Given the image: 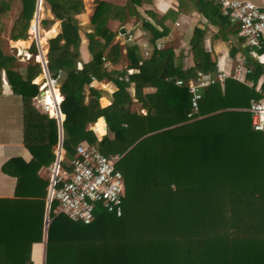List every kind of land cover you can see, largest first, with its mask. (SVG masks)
<instances>
[{"label": "trees", "instance_id": "trees-1", "mask_svg": "<svg viewBox=\"0 0 264 264\" xmlns=\"http://www.w3.org/2000/svg\"><path fill=\"white\" fill-rule=\"evenodd\" d=\"M130 1L135 4L138 0ZM11 3L12 0H0V14L9 10ZM21 3V12L11 27L13 41L28 39L35 13L36 0ZM42 4L49 6L54 18L60 21V32L48 39L47 62L51 78L64 96L60 103L65 114L64 156L60 165L69 170L76 145L83 139L94 142L87 135L86 125L102 115L113 138L103 136L98 146L107 156L122 154L116 166L124 182L119 216L101 204L96 205L89 224L74 222L62 213L50 214L46 263L264 264V132L252 129L251 113L243 110L219 111L186 121L190 105L188 78L195 69L203 67L207 71L215 67L203 48V30L195 28L190 37L195 68L189 72L173 67L171 48H154L150 58L141 64L137 48H128L130 60L139 69L131 78L141 80L143 85L157 86V98L164 104L161 114H152L148 101L140 96L137 100L146 112L131 110L132 99L125 92V83L115 92L111 106L89 112L83 103L84 86L91 74H97L102 52L114 34L99 33L105 39L103 50L80 70L66 69L63 55L77 53L80 35L75 15L84 6L81 0H41V7ZM194 6L203 14L221 16L220 6L212 0H195ZM106 7L104 2L96 4L91 23L99 21ZM42 23L48 27L53 20L43 19ZM33 29L34 21L29 32ZM165 33V28L151 29L154 47ZM34 34L37 36V28ZM39 40L44 44V38ZM6 46L7 40L0 36V88L4 72L15 94L28 98L38 95V84L32 80L42 73L40 63L31 58L25 65L20 64ZM31 51L37 54L34 43ZM59 69L65 71L64 77ZM177 79L182 84H177ZM51 92L52 89L44 93V103H49ZM55 92L60 101V93L57 89ZM93 93L98 92L92 90L90 95ZM240 100L237 88L232 92L225 89L222 95L220 86H210L204 90L200 114L230 107L228 104ZM173 124L177 125L170 127ZM48 125L47 143L26 146L35 157L48 154L55 159L56 119L49 118ZM29 221L5 222L0 229L5 248L21 247L20 240L32 233L33 222ZM14 240L19 242L11 243Z\"/></svg>", "mask_w": 264, "mask_h": 264}, {"label": "crops", "instance_id": "crops-1", "mask_svg": "<svg viewBox=\"0 0 264 264\" xmlns=\"http://www.w3.org/2000/svg\"><path fill=\"white\" fill-rule=\"evenodd\" d=\"M138 1L133 4L130 0H81L84 9L75 15L79 23L80 43L77 53L70 51L63 55V65L66 69L80 70L84 64L92 60L95 53L103 50L105 39L99 33L114 34L110 44L102 52L97 74H91L90 81L84 86L83 103L89 108V112L96 111L98 107L108 108L111 106L115 92L125 83V92L132 99L131 110L146 112L137 100V96H140L148 101L152 114H161L164 104L157 98V86L153 83L143 85L141 80L131 78V75L138 73L139 69L130 60L128 48L130 46L137 48L138 64H141L144 59L150 58L154 48L157 50L171 48L173 67L189 72L190 69L195 68V59L189 44L195 28L203 30V48L210 55V60L215 62L214 69L207 70V72H221L226 76L223 82H216L203 88L198 116L192 120L186 118V121H193L202 116L225 110L249 111L251 101L263 96L264 65L257 58V54L264 53V44L258 49L246 45L239 34L238 21L232 14L224 12L221 7V16H215L210 12L203 14L195 9V0ZM212 1L220 6L216 0ZM249 1L258 5L264 4V0ZM98 2L107 3L108 7L104 9L97 23H91V17ZM17 3L22 9V3L13 0L14 6L11 4L13 7L1 13L2 17L0 14V36L7 40L10 52L16 49V52L29 54L30 38L15 41L10 38L11 27L18 16L16 14ZM12 9L15 13L11 11ZM42 14L43 17L38 21V24L34 21V29L31 32L34 34L38 26V34L40 38H44V44H41V48H37L35 55L36 61L40 63L42 73L32 80L36 84L40 80V85L44 82L46 75L51 78L47 68L48 39L60 32V21L54 18L49 6L43 7ZM214 18L216 21L213 20ZM43 19H51L53 23L46 27L42 23ZM153 27L159 31L166 29V33L158 39L156 47L151 42ZM87 34H94L95 37L89 38ZM128 35H131L130 40H127ZM158 45L160 46L158 47ZM42 60L46 62V67L42 65ZM204 65L205 62L202 58L201 66ZM202 68L195 69L194 74L188 80L195 76L197 70H203ZM58 73L62 74V77L65 76L63 69H59ZM213 85L221 87L222 95H224L225 89L232 92L237 88L241 100L236 104H228L231 105L230 107L201 115L204 90ZM53 87L58 90L61 96L58 119L55 117L56 111L53 105L54 99L58 101L55 90L54 94H52L53 91L51 92L48 103L51 106L49 112V109L44 110L42 105L44 91H40L39 96L21 97L13 92L5 73L2 72L0 88V229L8 219L28 222L32 220L33 227H31V235L26 240H20V248L13 245L5 248L3 240H0V264L24 262L20 259H25L29 264L43 261L46 263L48 226L46 227L45 220L48 209L49 175L50 168L56 160L60 141V158L64 156L63 127L60 132L58 121L61 119L62 124L65 118V114L60 109V103L64 96L61 94L57 82L53 81ZM92 90L98 93L90 95ZM49 118L56 119L58 128V142L54 150L55 159H50L48 154L35 157L26 146V144H43L49 141ZM176 125L173 124L170 127ZM86 128L89 132L87 133L88 137L94 142L90 143L87 139H83L79 143L93 145L103 152L99 148L98 142L105 135L113 138V133L109 131L105 117L102 115L97 117L94 122H89ZM115 154L122 157L120 153ZM15 242L19 241L14 240L11 243Z\"/></svg>", "mask_w": 264, "mask_h": 264}, {"label": "built area", "instance_id": "built-area-1", "mask_svg": "<svg viewBox=\"0 0 264 264\" xmlns=\"http://www.w3.org/2000/svg\"><path fill=\"white\" fill-rule=\"evenodd\" d=\"M216 1L224 12L232 14L237 19L239 34L244 43L250 48H261L264 44V4L258 5L249 0ZM130 39L131 35H128L127 40ZM257 58L264 65V53L257 54ZM42 64L45 65L46 62L42 61ZM225 76V73L221 72L197 70L195 76L188 80L187 90L190 93V106L186 111L188 120L195 119L199 114L203 88L216 82H223ZM176 83L182 84V80L178 79ZM51 89L54 94L53 80L46 75L40 91L46 93ZM42 105L47 111L49 105L44 102ZM53 105L55 117L58 119L59 101L54 99ZM249 111L252 129L264 132V93L261 98L251 101ZM120 157L118 154L107 156L93 145L79 143L75 148V157L69 170L60 165V157L59 160H55L49 175L46 217L48 222L51 221V213L54 215L62 213L74 222L89 224L94 218L97 204L119 216L122 213L124 193L123 174L116 166ZM52 203H56L53 208ZM33 264L46 263L43 261Z\"/></svg>", "mask_w": 264, "mask_h": 264}, {"label": "rangeland", "instance_id": "rangeland-1", "mask_svg": "<svg viewBox=\"0 0 264 264\" xmlns=\"http://www.w3.org/2000/svg\"><path fill=\"white\" fill-rule=\"evenodd\" d=\"M17 1H19V2H21V0H17ZM12 5H13V0H12V3H11ZM12 5H10V8L11 7H13ZM16 6V5H15ZM16 9H17V12H16V14L17 15H19L20 14V12H21V7H20V4H19V6H18V3H17V7H16ZM11 11H13V13H15L14 12V10L12 9ZM42 11H43V4H42V7H41V9H40V14H39V17H38V20L40 21L41 19H42V17H43V14H42ZM14 15V14H13ZM1 17H2V14H1ZM14 19V18H13ZM32 21H34V16H33V18H32V20L30 21V26H31V23H32ZM0 23H1V19H0ZM38 24V23H37ZM30 26H29V28H30ZM29 28H28V38H30L29 39V41H30V48L28 49L29 51H30V53L29 54H26V53H20V51H17L16 52V49L15 50H12L11 52H10V50L11 49H9L7 46V50H9V53H14V55H15V57L17 58V61L20 63V64H23V65H25L31 58H34V60L36 61V56L35 55H33V52L31 51V44L32 43H34V45H35V48H36V52H37V48L39 47V48H41V42H40V36H39V34H38V26H37V36H35V34H31L30 32H29ZM36 57V58H35ZM17 62V63H18ZM37 84H38V91L40 92V89H41V85H40V80L37 82ZM36 96H39V94L38 95H36ZM44 109V108H43ZM51 111V106H50V108H49V112Z\"/></svg>", "mask_w": 264, "mask_h": 264}, {"label": "water", "instance_id": "water-1", "mask_svg": "<svg viewBox=\"0 0 264 264\" xmlns=\"http://www.w3.org/2000/svg\"><path fill=\"white\" fill-rule=\"evenodd\" d=\"M40 5H41V0H36V4H35V13H34V21L36 23H38V17H39V14H40ZM122 32H123V29H122ZM44 62V60H42ZM43 66H45L44 64H42ZM46 67V66H45ZM44 70L46 71V68H44ZM59 121V129H60V132H61V129H62V124H61V119L58 120ZM61 138V136H60ZM58 150H57V156H56V161L59 160V157H60V152H61V141L59 142V145H58ZM49 222L48 220L46 219L45 220V225L46 227L48 226Z\"/></svg>", "mask_w": 264, "mask_h": 264}, {"label": "bare ground", "instance_id": "bare-ground-1", "mask_svg": "<svg viewBox=\"0 0 264 264\" xmlns=\"http://www.w3.org/2000/svg\"><path fill=\"white\" fill-rule=\"evenodd\" d=\"M49 108H50V105H49ZM49 108H48V109H49Z\"/></svg>", "mask_w": 264, "mask_h": 264}]
</instances>
